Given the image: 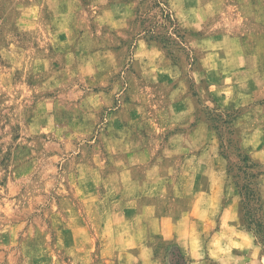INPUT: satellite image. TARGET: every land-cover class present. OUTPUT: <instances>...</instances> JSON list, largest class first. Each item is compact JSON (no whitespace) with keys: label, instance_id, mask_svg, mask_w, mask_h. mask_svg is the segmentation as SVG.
<instances>
[{"label":"rangeland","instance_id":"374dc122","mask_svg":"<svg viewBox=\"0 0 264 264\" xmlns=\"http://www.w3.org/2000/svg\"><path fill=\"white\" fill-rule=\"evenodd\" d=\"M0 264H264V0H0Z\"/></svg>","mask_w":264,"mask_h":264},{"label":"crops","instance_id":"0c3cea01","mask_svg":"<svg viewBox=\"0 0 264 264\" xmlns=\"http://www.w3.org/2000/svg\"><path fill=\"white\" fill-rule=\"evenodd\" d=\"M85 193H86V190H85V192H83L82 194H83V195H85ZM92 193H94V192H92V191H91V189H89V194H88V195H90V196H91V195H92Z\"/></svg>","mask_w":264,"mask_h":264}]
</instances>
